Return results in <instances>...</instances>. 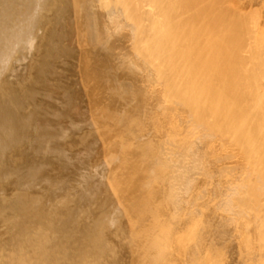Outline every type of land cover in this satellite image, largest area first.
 Instances as JSON below:
<instances>
[{
    "label": "bare ground",
    "instance_id": "1",
    "mask_svg": "<svg viewBox=\"0 0 264 264\" xmlns=\"http://www.w3.org/2000/svg\"><path fill=\"white\" fill-rule=\"evenodd\" d=\"M253 2L0 0V162L25 183L29 165L8 155L24 148L46 174L34 157L47 149L64 176L78 170L82 199L102 192L94 224L60 212L62 195L52 205L0 188V200L12 194L0 217L14 218L3 241L0 227V264H264V19L251 34ZM80 132L79 150L103 161L94 173L63 148Z\"/></svg>",
    "mask_w": 264,
    "mask_h": 264
},
{
    "label": "rangeland",
    "instance_id": "2",
    "mask_svg": "<svg viewBox=\"0 0 264 264\" xmlns=\"http://www.w3.org/2000/svg\"><path fill=\"white\" fill-rule=\"evenodd\" d=\"M244 15H246L247 17H249L248 19H249V23H250V29H251V34H253V33H256V30L260 27V23H261V21L264 19V0H259V1H257V0H254V2L248 7V11H246L245 13H244ZM43 32V31H42ZM30 72H31V70H29ZM97 134H98V138H100V137H102V138H100L99 140H100V144L98 143V148H99V145H100V149H98V148H96V149H98V150H100L99 152L101 153H99V152H96L97 150H95L94 152H95V154L97 155V159H100V160H103V159H105V157H106V155H104V153L106 152V147L108 146L107 145V141H108V138H106V136H105V134H103V132H102V130L100 131L99 130V132H97ZM83 135V136H82ZM74 136V137H73ZM82 136V137H84L85 138V136H86V133L85 132H80V133H76V134H73L72 133V135H71V137L72 138H75V143H76V145L75 144H71L70 145V147H68V145L67 144H65L64 146H63V148H64V150H66L68 153H70V154H77V152H78V154L79 155H81V157H78V158H82V157H86L87 156V152L88 151H86V149H85V151L83 150H81L82 152H86L83 156H82V154H81V151L79 150V148L80 149H82L83 147H84V145H82L83 144V141H84V138H83V140H82V138H80V137ZM79 140V141H78ZM81 140V141H80ZM103 141V143L105 144V145H107V146H102V142ZM66 142V141H65ZM77 143H82V144H77ZM76 146V147H75ZM101 146H102V148L104 149V153H102L103 152V150H101L102 148H101ZM73 149H72V148ZM72 149V150H69V149ZM76 150H75V149ZM21 150V151H20ZM19 151V152H18ZM13 152V153H12ZM12 152H10V155H8V159L10 160H8L7 162L8 163H10V165L9 166H12V167H19L18 165H20V167H23L24 168V166H28V168L27 167H25L24 169L26 170V171H29L28 172V174L29 175H25V178H23L24 180H22V181H27V182H17V178H15V177H17V174H15V173H12V172H9L8 170H5L4 169V166H3V162H0V176H1V181H0V183H2V184H0V188H4V189H7L8 191H12V190H15V191H13L14 193H16V194H18V195H20V194H22L23 193V195H25V196H30L31 194H35V195H31L30 197H34V196H36L37 198H41V201L42 202H44V201H50V203L52 202V200H53V202L55 201V203L54 204H52V205H55L56 204V201L58 202V203H63V206H62V203L61 204H56L55 205V207L56 208H58V210L60 211V212H68V211H70L69 209H73V208H75L77 211H78V214H79V212L81 211V209H82V211L80 212V214L79 215H81L80 217H78L79 218V220L80 221H84L85 220V218H84V216L86 217V220H90V221H92L94 224L96 223V221H97V217H98V211H99V206L98 205H100V202H99V198H100V196H101V194H102V192L101 191H94L93 190V192L95 193V192H97V193H95L94 195H93V193H92V191L90 192V194L88 195V200H84V199H82L81 198V194H79L80 193V190L82 189V187L81 186H83L82 185V183L80 182V178H79V174H77V173H74V172H76V171H78V170H74V169H72L71 170V172H72V175H71V178H70V176L69 177H66V176H64L63 175V170H61V168L59 167V155H57L56 153H52L51 151H48L47 149H41L39 152H37L36 154H35V157H34V159L36 160V161H44V162H46L45 163V168L47 169V171H48V173H42V172H40V171H38V169L35 167V165H34V162L33 161H31V160H27L28 159V157H27V153H28V150H25L24 148H21V149H18V150H13ZM30 152V151H29ZM99 153V154H98ZM78 154L75 156V158L77 159V156H78ZM105 154H107V153H105ZM13 155H15V156H13ZM18 155V156H17ZM21 155V156H20ZM96 155H95V157L94 156H91V157H88L87 156V161H88V164H83V166L82 165H80L81 167L80 168H83V169H80V171H86V170H84L85 168L84 167H86V168H88V170H89V172L91 171V170H93V173L96 171V168H94V169H92L93 167H95L96 166V164H98V166L101 164V162H103V161H99V162H96L97 161V159H96ZM24 156L26 157V159L24 158ZM41 156V157H40ZM55 156V157H54ZM20 157V158H19ZM99 157V158H98ZM15 158V159H14ZM18 158V159H17ZM46 158V159H45ZM95 158V159H94ZM103 158V159H102ZM40 159V160H39ZM51 159V160H50ZM83 159V158H82ZM85 159V158H84ZM20 160V161H19ZM0 161H2V160H0ZM17 161V162H16ZM86 161V162H87ZM30 162V164H28ZM51 162H53V164L51 163ZM12 163V164H11ZM27 163V164H26ZM33 163V164H32ZM100 163V164H99ZM21 164H24V165H22L21 166ZM46 164H48V165H46ZM56 164H58V165H56ZM103 164V163H102ZM86 165V166H85ZM90 165V166H89ZM33 166V167H32ZM50 166H52V167H50ZM101 166V165H100ZM111 166V165H110ZM114 166V165H113ZM116 167V166H115ZM2 168V169H1ZM30 168H31V171H30ZM100 167H98V170H102L101 168L99 169ZM110 169V167L108 168L107 167V170H105V172L107 173L108 172V170ZM111 169L112 170H114L113 168H112V166H111ZM116 169V168H115ZM56 170V171H55ZM88 170H87V172H88ZM35 171V172H34ZM59 171V172H58ZM109 171H111V170H109ZM117 170H114V172H116ZM55 172V173H54ZM92 172V171H91ZM90 172V173H91ZM105 173V174H106ZM117 173V172H116ZM5 174H7V175H5ZM10 174V175H9ZM48 174L50 175V176H48ZM108 174H112L113 175V172L111 173H108ZM115 174V173H114ZM3 175V176H2ZM13 175V176H12ZM31 175V176H30ZM111 175V176H112ZM10 176V177H9ZM12 176V177H11ZM53 176V177H52ZM76 176H78V177H76ZM106 176L108 177V176H110V175H107L106 174ZM105 176V180H106V177ZM35 177V179H33ZM43 177V178H42ZM75 177V178H74ZM113 177V176H112ZM119 176H117L116 177V175H115V177H113L114 178V181L111 179L110 181H113L114 182V186H115V183L117 184V182H118V184H117V186H118V188H117V186H115L116 188H115V190H116V192L119 190V193H126L127 194V196H128V194H129V190H130V194H129V197H128V201H129V198L131 197V199H132V201L134 202V204H137V201H134V199L135 200H137V197L139 196V191H137L135 188H134V186L131 188V185L129 186L131 189H134L136 192H138L136 195H134V193H136L135 191L133 192V194H132V190L131 189H129V188H126V186H121V188H119V186H120V184L122 183L121 181V183L119 184V178H118ZM6 178V179H5ZM9 180H8V179ZM15 178V179H14ZM46 178V179H45ZM51 178V179H50ZM57 178V180H55ZM76 178H77V180H76ZM97 179H98V177H96ZM111 178V177H110ZM109 178V179H110ZM118 178V179H117ZM14 181H13V180ZM32 179V180H31ZM49 181H48V180ZM53 179V180H52ZM66 179V180H65ZM109 179H108V181H109ZM115 179L116 180H118L117 182L115 181ZM120 179H121V177H120ZM5 180V181H4ZM11 180V181H10ZM16 180V181H15ZM32 182H31V181ZM38 180V181H37ZM42 180H43V182H42ZM52 182H51V181ZM61 180V181H60ZM63 180V181H62ZM79 180V181H78ZM3 181V182H2ZM30 181V184L28 183ZM35 181V182H34ZM45 181V182H44ZM60 181V182H59ZM67 181V182H66ZM108 181H107V183H108ZM110 181H109V183H110ZM5 182V183H4ZM8 182V183H7ZM12 182V183H11ZM38 182V183H37ZM42 182V183H41ZM53 182H55L54 184H53ZM81 184H80V183ZM113 182L112 183H110V184H112V186H113ZM10 183V184H9ZM15 183H17V184H15ZM25 184V186H24V184ZM27 183V184H26ZM31 183H32V186H30L31 185ZM34 183V184H33ZM60 183V184H59ZM5 184H7V185H5ZM11 186H9V185ZM20 184H22V187H21V185ZM37 185L38 184V186H33V185ZM59 184V185H58ZM70 184V185H69ZM15 185H16V187H15ZM47 185V186H46ZM54 185H57L58 187H63L64 188V190L62 191V193L61 192H59L58 194H54L53 193V190H54ZM61 185V186H60ZM81 185V186H80ZM122 185H124V183H122ZM14 186V187H13ZM20 186V187H19ZM24 186V187H23ZM113 186V187H114ZM27 187V188H26ZM14 188V189H13ZM16 188L18 189V190H20L21 189V193H19L18 192V190H16ZM26 189V191H27V193H25L26 191H25V189ZM35 188H36V190H35ZM53 190H52V189ZM22 189H23V191H22ZM30 189V190H29ZM46 191H45V190ZM47 189H48V191H47ZM67 189V190H66ZM76 190V191H74L73 192V190ZM120 189H124L122 192H121V190ZM129 189V190H128ZM43 190H44V192H43ZM126 190V191H125ZM37 191H39V193L37 192ZM41 191V192H40ZM52 191V192H51ZM125 191V192H124ZM127 191H128V193H127ZM28 192L30 193V194H28ZM67 194H66V193ZM78 192V193H77ZM100 192V193H99ZM47 193V194H46ZM61 193V194H60ZM73 193V194H72ZM118 193V192H117ZM118 193V194H119ZM45 194V195H44ZM93 195V197L92 196H90V195ZM100 194V195H99ZM132 194V195H131ZM23 195H21V196H23ZM37 195H39V196H41V197H38ZM54 195H55V197H54ZM58 195H59V197H61V195H62V197L60 198V199H62V201L61 202H59L60 201V199H58ZM66 195V196H65ZM71 195V196H70ZM74 196V197H73ZM78 196H80V197H78ZM96 196V197H95ZM11 197H12V194H8L7 195V197H5L4 199H2V200H0V205H2V207H5V208H8L10 205H11ZM51 197V198H50ZM65 197V198H64ZM72 197V198H71ZM91 197V198H90ZM48 198V199H47ZM66 200V201H63L64 199ZM96 198V199H95ZM43 199V200H42ZM47 199V200H46ZM57 199V200H56ZM59 200V201H58ZM67 200H68V202H67ZM82 200V201H81ZM90 200V201H89ZM71 201V203H69ZM76 201V202H75ZM79 201V202H78ZM97 201V202H96ZM127 201V202H128ZM131 201V200H130ZM132 202V203H133ZM73 203V204H72ZM131 203V202H130ZM129 203V204H130ZM131 203V207H130V209L132 210V211H136V207H134L133 206V204ZM128 204V203H127ZM129 204H128V206H129ZM58 205V206H57ZM68 205V206H67ZM92 205V206H91ZM62 206V207H61ZM134 207V209L135 210H133L132 208ZM64 207H66V208H64ZM72 207V208H71ZM86 207V208H85ZM88 207V208H87ZM4 208V209H5ZM60 208V209H59ZM62 208V209H61ZM79 208V209H78ZM129 208V207H128ZM27 209H28V211H30L31 212V210H33V206L32 205H29L28 207H27ZM64 209V210H63ZM88 209V210H87ZM127 210V211H131V210ZM80 210V211H79ZM84 210H86V211H88L89 213H91V214H89L88 212H86V211H84ZM92 210H94V211H92ZM91 211V212H90ZM139 211V210H138ZM82 212L84 213L85 212V214H83L82 215ZM93 212V213H92ZM97 213V214H96ZM130 213H132V212H130ZM89 214V215H88ZM93 214H94V216H93ZM136 214H138V212L136 211L135 212V215H133V213H132V216L131 217H137L136 216ZM97 215V216H96ZM90 216H92L90 219H87V218H89ZM82 217V218H81ZM96 217V219L94 220V218ZM4 221H2L3 219L0 217V227H1V225H2V232H1V234H2V236H1V238H2V241L3 240H5L10 234H11V232L14 230V227H13V220H14V218L12 217V216H4ZM93 218V219H92ZM137 218H139V217H137ZM83 219V220H82ZM135 219V218H134ZM134 219H133V221H134ZM85 220V221H86ZM135 221H136V219H135ZM138 221V220H137ZM135 223V222H134ZM137 223V222H136ZM135 223V224H136ZM0 238V239H1ZM26 258H25V261L27 260V262H31V263H33V260L34 259H30L31 257H29V255H26L25 256ZM29 257V258H28ZM20 262V261H19ZM16 263V262H14V264L16 263V264H22V260H21V262L20 263ZM31 263H29V264H31ZM9 264H13V262H11V263H9ZM33 264H40V262L39 261H37V262H35V263H33Z\"/></svg>",
    "mask_w": 264,
    "mask_h": 264
}]
</instances>
